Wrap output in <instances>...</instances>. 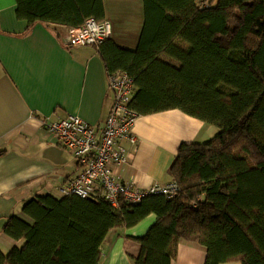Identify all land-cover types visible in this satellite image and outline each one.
I'll return each instance as SVG.
<instances>
[{"label": "trees", "instance_id": "16d2710c", "mask_svg": "<svg viewBox=\"0 0 264 264\" xmlns=\"http://www.w3.org/2000/svg\"><path fill=\"white\" fill-rule=\"evenodd\" d=\"M136 50L111 39L98 47L107 72L135 83L139 116L172 109L220 133L183 143L170 174L179 192L118 208L103 199L40 196L2 232L20 247L0 264H100L112 231L155 224L134 241V264H172L181 240L207 251L205 264H264V0H143ZM18 17L77 28L105 20L104 0H17ZM168 57L176 65L165 62ZM4 152H0V157ZM202 197V200L200 198Z\"/></svg>", "mask_w": 264, "mask_h": 264}, {"label": "crops", "instance_id": "0c3cea01", "mask_svg": "<svg viewBox=\"0 0 264 264\" xmlns=\"http://www.w3.org/2000/svg\"><path fill=\"white\" fill-rule=\"evenodd\" d=\"M111 21V40L136 50L145 21L143 0H104ZM17 0H0V250L8 255L22 246L2 232L16 215L28 223L23 205L40 196L62 199L61 188L84 170L45 128L46 118L76 115L99 131L110 113L114 94L106 64L97 47L70 48V28L18 17ZM165 62L176 65L168 57ZM138 144L125 142L128 161L112 169L124 182L145 189L173 181L171 166L183 143H206L220 130L179 109L139 116L134 126ZM149 216L134 228L112 231L101 248L100 264H134L140 251L134 241L155 224ZM204 247L181 240L172 264H205ZM225 264H241L234 261Z\"/></svg>", "mask_w": 264, "mask_h": 264}, {"label": "built area", "instance_id": "2783aa9c", "mask_svg": "<svg viewBox=\"0 0 264 264\" xmlns=\"http://www.w3.org/2000/svg\"><path fill=\"white\" fill-rule=\"evenodd\" d=\"M112 33L113 25L110 20L98 22L93 18L88 19L83 26L69 29L65 45L70 48H98L111 39ZM108 85L114 94V100L102 130L99 131L72 114L64 119L44 120L50 139L71 152L84 166L82 172L61 188L63 197L103 199L114 208L122 203L137 205L156 195L172 199L179 192L174 181L169 184L155 183L141 189L122 181L114 173V164L122 165L128 161L124 143L130 142L134 148L138 144L134 126L139 115L131 108L135 94L133 78L126 72L109 74Z\"/></svg>", "mask_w": 264, "mask_h": 264}, {"label": "water", "instance_id": "95a60500", "mask_svg": "<svg viewBox=\"0 0 264 264\" xmlns=\"http://www.w3.org/2000/svg\"><path fill=\"white\" fill-rule=\"evenodd\" d=\"M90 200H94L93 198H90Z\"/></svg>", "mask_w": 264, "mask_h": 264}]
</instances>
